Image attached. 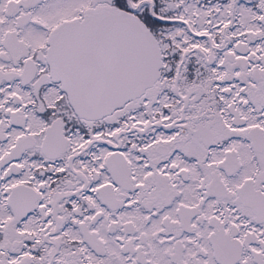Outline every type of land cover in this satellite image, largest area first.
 <instances>
[{
	"label": "snow or ice",
	"instance_id": "6c2138e0",
	"mask_svg": "<svg viewBox=\"0 0 264 264\" xmlns=\"http://www.w3.org/2000/svg\"><path fill=\"white\" fill-rule=\"evenodd\" d=\"M0 264H264V0H0Z\"/></svg>",
	"mask_w": 264,
	"mask_h": 264
}]
</instances>
